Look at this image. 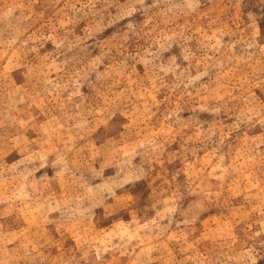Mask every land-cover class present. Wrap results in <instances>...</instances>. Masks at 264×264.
<instances>
[{
  "label": "rangeland",
  "instance_id": "obj_1",
  "mask_svg": "<svg viewBox=\"0 0 264 264\" xmlns=\"http://www.w3.org/2000/svg\"><path fill=\"white\" fill-rule=\"evenodd\" d=\"M0 264H264V0H0Z\"/></svg>",
  "mask_w": 264,
  "mask_h": 264
}]
</instances>
